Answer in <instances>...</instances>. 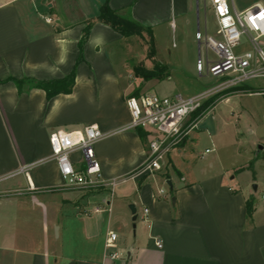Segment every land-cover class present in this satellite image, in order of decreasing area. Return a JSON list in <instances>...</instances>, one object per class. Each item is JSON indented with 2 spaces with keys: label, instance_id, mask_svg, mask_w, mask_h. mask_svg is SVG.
<instances>
[{
  "label": "crops",
  "instance_id": "crops-1",
  "mask_svg": "<svg viewBox=\"0 0 264 264\" xmlns=\"http://www.w3.org/2000/svg\"><path fill=\"white\" fill-rule=\"evenodd\" d=\"M91 2L0 0V264H264V194L257 202L251 189L234 184L229 169H209L214 160L198 167L186 152L190 135L162 171L133 179L150 141L144 143L136 131L112 135L95 146L102 174L128 180L113 193L63 187L51 160L52 133L88 125L110 133L130 122L124 61L116 70L108 53L125 38L96 21L106 0ZM109 5L130 8L133 19L153 32L168 26L177 31L178 20L193 9L192 0H109ZM90 22L71 94L48 100L36 84L72 73ZM174 96L182 95L166 97ZM110 232L118 235L121 261L108 257Z\"/></svg>",
  "mask_w": 264,
  "mask_h": 264
},
{
  "label": "built area",
  "instance_id": "built-area-1",
  "mask_svg": "<svg viewBox=\"0 0 264 264\" xmlns=\"http://www.w3.org/2000/svg\"><path fill=\"white\" fill-rule=\"evenodd\" d=\"M204 1L214 11L217 31L215 37L204 36L200 31L196 34L198 43L214 54L212 59L207 55L199 56L198 73L224 80L227 87L237 89L245 88L247 83L254 80L264 81V2L254 3L240 11L236 0ZM47 22L50 23L51 19H47ZM225 87H209L187 98L157 94L127 97L130 122L118 131L106 133L97 125H88L69 132L52 133L51 160L56 164L63 187L83 192L110 189L113 193L118 183L128 179H105L95 146L112 135L137 129L149 132L150 143L145 161L131 178L162 171L167 157L197 127L199 119L187 125L192 115ZM252 94L264 96V89L250 92ZM209 152L206 150V153ZM161 194H164L163 190ZM145 213L148 214V210ZM117 240L118 235L110 232L106 241L108 257L113 262L124 259V254L118 250ZM156 246L163 247L159 241H156Z\"/></svg>",
  "mask_w": 264,
  "mask_h": 264
},
{
  "label": "rangeland",
  "instance_id": "rangeland-1",
  "mask_svg": "<svg viewBox=\"0 0 264 264\" xmlns=\"http://www.w3.org/2000/svg\"><path fill=\"white\" fill-rule=\"evenodd\" d=\"M257 2L264 0H236V6L241 11ZM91 4L95 5L96 0H92ZM192 4L190 15L178 20L177 31L168 26L153 32L154 44L144 34L143 37H124V40L108 48L116 70H121L120 62L124 61L129 84L127 95L140 87L141 94H180L187 98L209 87L222 85L223 88L228 85L224 80L215 79L211 75L201 77L197 71L199 56L207 55L212 59L214 54L205 45L198 43L196 34L200 31L204 36L207 34L215 37L217 23L213 9L204 0H192ZM136 65L157 71L166 67L169 76L164 81L145 82L136 77ZM261 89H264V81L254 80L243 89L226 86L220 90L212 97L214 106L225 98L234 97L218 104L216 109H212L213 106L210 113L199 119L197 128L190 133L186 147L194 163L200 164L198 167L214 160L210 162L209 169H229L230 178H235L234 184L243 190L251 189L256 194L257 202H262L264 194V96L250 95V92L255 93ZM195 120L191 118L187 125ZM207 149L210 153H206ZM254 186H259L258 191L254 190ZM134 224L131 222L133 232ZM49 230L51 236L56 235V228L50 227ZM35 234H43L41 227L35 226Z\"/></svg>",
  "mask_w": 264,
  "mask_h": 264
},
{
  "label": "trees",
  "instance_id": "trees-1",
  "mask_svg": "<svg viewBox=\"0 0 264 264\" xmlns=\"http://www.w3.org/2000/svg\"><path fill=\"white\" fill-rule=\"evenodd\" d=\"M96 21L111 27L115 32L126 38L132 36L143 37L144 34H147L154 44L152 29L149 27H145L135 21L131 15L130 8L124 9L122 11L113 10L109 5V0H106L104 5L101 7L100 13L96 18ZM93 24L94 22L88 23L87 27L84 29L82 39L79 42L80 56L72 73L64 79L39 82L36 84L38 88L46 92L48 100H51L53 97L59 94H71L73 87L75 86L77 65L84 61V48L85 44L89 39ZM134 72L136 74V77L143 79L145 82L151 80L163 81L169 76L166 67H163L162 69L157 71L156 69L148 70L141 65H136L134 67ZM15 82L17 85H19V81ZM141 90L142 89L140 87L134 89L127 97H139L141 95ZM213 106L214 99L210 98L209 100L204 102L201 109H199L196 113L192 115V119H201ZM135 131L138 133L139 137L144 143H146L148 138H150L149 132L145 131L144 129H137ZM253 211L254 198L251 197L247 201V216L249 218L252 217Z\"/></svg>",
  "mask_w": 264,
  "mask_h": 264
},
{
  "label": "water",
  "instance_id": "water-1",
  "mask_svg": "<svg viewBox=\"0 0 264 264\" xmlns=\"http://www.w3.org/2000/svg\"><path fill=\"white\" fill-rule=\"evenodd\" d=\"M260 149H261V148H260ZM169 184H170V183H169ZM170 185H171V184H170ZM254 190H257V186H254ZM130 209H131V211H132L133 214L136 213V209H135L134 206H131ZM134 220H136V218H134Z\"/></svg>",
  "mask_w": 264,
  "mask_h": 264
}]
</instances>
